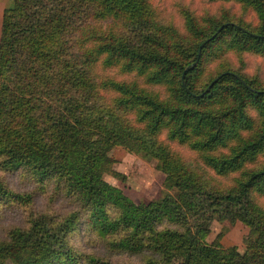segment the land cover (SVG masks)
<instances>
[{
  "label": "trees",
  "instance_id": "trees-1",
  "mask_svg": "<svg viewBox=\"0 0 264 264\" xmlns=\"http://www.w3.org/2000/svg\"><path fill=\"white\" fill-rule=\"evenodd\" d=\"M11 1L0 30V212L26 219L4 231L0 264H264V75L245 68V54L264 57V0H209L239 4L255 25L181 7L182 29L151 0ZM117 146L155 161L159 196L135 203L105 179L124 177L111 170ZM21 177L36 193L14 187ZM214 220L244 224L243 247L223 246L224 231L208 242Z\"/></svg>",
  "mask_w": 264,
  "mask_h": 264
},
{
  "label": "rangeland",
  "instance_id": "rangeland-1",
  "mask_svg": "<svg viewBox=\"0 0 264 264\" xmlns=\"http://www.w3.org/2000/svg\"><path fill=\"white\" fill-rule=\"evenodd\" d=\"M0 3V7H9L12 5L11 0H3ZM153 7L157 10L160 17L165 21H170L178 28H183V20L180 16L179 10L181 7H188L196 15H202L204 12H210L218 14L222 9H227L237 16H241L246 22L253 25L257 23V19L253 12H243L239 7V4L234 2L225 1H209V0H151ZM231 60L235 63L236 59L233 55H230ZM246 71L249 74H257L259 76L264 75V57L253 54H245ZM111 76L116 79H130V76L120 75L115 68L107 71ZM157 89L156 86L153 87ZM164 139V136L161 135ZM169 147L175 152L182 155L184 158L195 159V153L188 149L186 146L178 144L176 142H169ZM109 158H111V170L122 174L124 177L113 176L112 174H106L105 179L111 184L119 187L132 201L135 203H146L149 200L159 196L163 186V173L160 172L156 166L154 160H149L142 157L139 154L130 153L124 148L117 146L110 152ZM202 165V164H201ZM208 172L212 174L216 180L224 185H231V177L217 176L212 170L208 169ZM13 185L20 191H33L36 193V189L32 182L26 179H14ZM36 197L35 206L37 208H44L46 200ZM257 201L264 207V196L256 195ZM8 208V207H7ZM5 209L0 212V238L3 236L4 231L13 224L22 225L25 222V215L15 208ZM61 208V206H60ZM220 231H224L223 236L220 238V242L223 246L236 245L239 249L243 247L242 236L246 232V227L239 221L233 224L228 222L212 221L210 226V233L207 236L208 242L214 240ZM101 254L104 253L102 248L97 249ZM124 261L125 257L118 256ZM11 264V263H5Z\"/></svg>",
  "mask_w": 264,
  "mask_h": 264
},
{
  "label": "water",
  "instance_id": "water-1",
  "mask_svg": "<svg viewBox=\"0 0 264 264\" xmlns=\"http://www.w3.org/2000/svg\"><path fill=\"white\" fill-rule=\"evenodd\" d=\"M207 40H205L201 45H200V47H202L203 46V44L206 42ZM196 64V62H194L192 65H190V66H187L186 68H185V70H184V73L188 70V69H190V68H192L194 65ZM182 78H183V76H182ZM216 80V79H215ZM215 80H213V81H215ZM213 83V82H212ZM211 83V84H212ZM210 84V85H211ZM209 89V86H208V88L206 89V90H208Z\"/></svg>",
  "mask_w": 264,
  "mask_h": 264
},
{
  "label": "crops",
  "instance_id": "crops-1",
  "mask_svg": "<svg viewBox=\"0 0 264 264\" xmlns=\"http://www.w3.org/2000/svg\"><path fill=\"white\" fill-rule=\"evenodd\" d=\"M3 0H0V3H2L3 4V2H2ZM3 7L1 6L0 7V30H1V22H2V13H3Z\"/></svg>",
  "mask_w": 264,
  "mask_h": 264
}]
</instances>
